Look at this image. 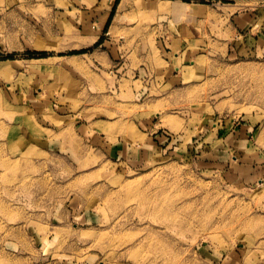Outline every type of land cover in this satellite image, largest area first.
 <instances>
[{
    "label": "rangeland",
    "instance_id": "rangeland-1",
    "mask_svg": "<svg viewBox=\"0 0 264 264\" xmlns=\"http://www.w3.org/2000/svg\"><path fill=\"white\" fill-rule=\"evenodd\" d=\"M51 54L0 51V264H264V177L227 178L213 158L221 141L209 133L211 122L264 131L262 63L209 73L187 99L201 108L203 131L130 165L82 139L73 118L41 113L37 99L17 92Z\"/></svg>",
    "mask_w": 264,
    "mask_h": 264
},
{
    "label": "crops",
    "instance_id": "crops-1",
    "mask_svg": "<svg viewBox=\"0 0 264 264\" xmlns=\"http://www.w3.org/2000/svg\"><path fill=\"white\" fill-rule=\"evenodd\" d=\"M0 1V51L52 53L17 92L37 99L41 113L73 118L82 139L130 165L176 150L187 130L203 131L202 110L187 99L209 73L238 60L264 65V0H180L186 12L174 4L162 12L161 0ZM210 124L225 156L213 158L227 165V178H263L264 131L246 121Z\"/></svg>",
    "mask_w": 264,
    "mask_h": 264
},
{
    "label": "bare ground",
    "instance_id": "bare-ground-1",
    "mask_svg": "<svg viewBox=\"0 0 264 264\" xmlns=\"http://www.w3.org/2000/svg\"><path fill=\"white\" fill-rule=\"evenodd\" d=\"M162 2L160 3V5L158 6L159 8L158 9H160V10H165V11H162V12H167V10L169 11V10H173L174 11V7H175V5H177L176 7L177 8H175V11L176 12H183L184 11V7H185V4L183 3V2H181V1H172V2H170L169 0H161ZM158 2H159V0H158ZM157 4V3H156ZM165 4H167L168 6H167V8H166V6H165ZM170 4H174L173 6L174 7H172V8H170L169 7V5ZM167 9V10H166ZM159 10V11H160ZM161 12V11H160ZM54 122L55 123H59V121H57V120H54Z\"/></svg>",
    "mask_w": 264,
    "mask_h": 264
}]
</instances>
